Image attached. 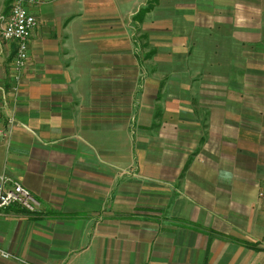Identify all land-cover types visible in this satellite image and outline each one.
<instances>
[{
	"label": "crops",
	"instance_id": "0c3cea01",
	"mask_svg": "<svg viewBox=\"0 0 264 264\" xmlns=\"http://www.w3.org/2000/svg\"><path fill=\"white\" fill-rule=\"evenodd\" d=\"M148 5L38 0L17 90L0 42V174L37 200L0 264H264V0Z\"/></svg>",
	"mask_w": 264,
	"mask_h": 264
},
{
	"label": "built area",
	"instance_id": "2783aa9c",
	"mask_svg": "<svg viewBox=\"0 0 264 264\" xmlns=\"http://www.w3.org/2000/svg\"><path fill=\"white\" fill-rule=\"evenodd\" d=\"M37 2L38 0H13L9 11V21H2V15H0V40L16 43V53L12 61V75L17 83L15 90L18 89L23 70L30 58V36L38 23L31 7ZM8 194H16L18 204H10ZM14 205L35 211L37 200L19 179L0 174V217L5 214L6 209ZM0 256L12 258L13 253L0 248Z\"/></svg>",
	"mask_w": 264,
	"mask_h": 264
},
{
	"label": "bare ground",
	"instance_id": "6f19581e",
	"mask_svg": "<svg viewBox=\"0 0 264 264\" xmlns=\"http://www.w3.org/2000/svg\"><path fill=\"white\" fill-rule=\"evenodd\" d=\"M2 21H9V13L2 14ZM7 41V40H0V42ZM8 201H10V204H18V197H16V194H8Z\"/></svg>",
	"mask_w": 264,
	"mask_h": 264
},
{
	"label": "trees",
	"instance_id": "16d2710c",
	"mask_svg": "<svg viewBox=\"0 0 264 264\" xmlns=\"http://www.w3.org/2000/svg\"><path fill=\"white\" fill-rule=\"evenodd\" d=\"M11 1H13V0H11ZM11 1H10V2H11ZM156 2H157V0H149V5L147 6V8H145L144 10H141V11L137 14V16H136L135 19L140 20L141 17H142V15H143L145 12L149 11V10H150V9L156 4Z\"/></svg>",
	"mask_w": 264,
	"mask_h": 264
},
{
	"label": "rangeland",
	"instance_id": "374dc122",
	"mask_svg": "<svg viewBox=\"0 0 264 264\" xmlns=\"http://www.w3.org/2000/svg\"><path fill=\"white\" fill-rule=\"evenodd\" d=\"M135 43H137V42H135ZM141 43H142V41H141ZM139 44V43H138ZM140 45V47H141V44H139ZM142 45H143V43H142ZM141 49V48H140ZM135 51H139V50H137V49H135ZM136 55H137V53H136ZM142 53H141V51H139V56H138V59H142Z\"/></svg>",
	"mask_w": 264,
	"mask_h": 264
}]
</instances>
